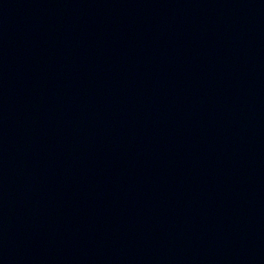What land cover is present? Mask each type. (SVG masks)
I'll return each instance as SVG.
<instances>
[{
    "label": "water",
    "instance_id": "95a60500",
    "mask_svg": "<svg viewBox=\"0 0 264 264\" xmlns=\"http://www.w3.org/2000/svg\"><path fill=\"white\" fill-rule=\"evenodd\" d=\"M0 264H264V0H0Z\"/></svg>",
    "mask_w": 264,
    "mask_h": 264
}]
</instances>
